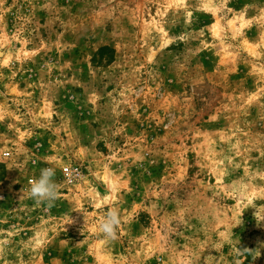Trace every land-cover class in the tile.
I'll list each match as a JSON object with an SVG mask.
<instances>
[{
	"label": "rangeland",
	"instance_id": "1",
	"mask_svg": "<svg viewBox=\"0 0 264 264\" xmlns=\"http://www.w3.org/2000/svg\"><path fill=\"white\" fill-rule=\"evenodd\" d=\"M0 242V264H264V0H0Z\"/></svg>",
	"mask_w": 264,
	"mask_h": 264
},
{
	"label": "clouds",
	"instance_id": "2",
	"mask_svg": "<svg viewBox=\"0 0 264 264\" xmlns=\"http://www.w3.org/2000/svg\"><path fill=\"white\" fill-rule=\"evenodd\" d=\"M55 175L56 169L54 167H45L40 170L38 178L30 181L28 195L37 204H46L51 207L60 197V185L57 183ZM121 222L120 210L114 206L108 207L99 221L97 230L106 239L115 240L118 237V228ZM244 251L250 250L245 249ZM236 264H241V261L237 260Z\"/></svg>",
	"mask_w": 264,
	"mask_h": 264
},
{
	"label": "built area",
	"instance_id": "3",
	"mask_svg": "<svg viewBox=\"0 0 264 264\" xmlns=\"http://www.w3.org/2000/svg\"><path fill=\"white\" fill-rule=\"evenodd\" d=\"M5 155L7 156L8 152H6ZM64 173H65L66 176H70V172H69V170L67 168H65Z\"/></svg>",
	"mask_w": 264,
	"mask_h": 264
}]
</instances>
